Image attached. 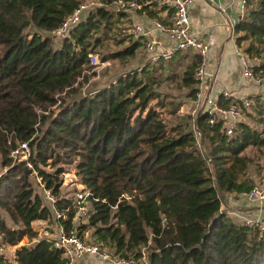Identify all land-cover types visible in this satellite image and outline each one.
<instances>
[{
  "label": "trees",
  "instance_id": "1",
  "mask_svg": "<svg viewBox=\"0 0 264 264\" xmlns=\"http://www.w3.org/2000/svg\"><path fill=\"white\" fill-rule=\"evenodd\" d=\"M247 1L234 33L236 44L261 61L257 73L264 68V0ZM81 2L0 0V246L37 239L15 250L14 263L0 254V264H65L62 252L50 239H38L32 225L56 221V212H65L57 222L67 231L81 237L88 231L92 242L119 256L139 257L145 248L147 264H264V231L222 209L228 194L253 185L247 176L252 158L244 151L264 153V99L256 97L250 107L259 127L240 122L227 135L222 121L211 124L203 112L191 129L169 126L148 67L80 95L95 73L89 55L126 17L107 0L84 13L57 47L54 30ZM139 46L134 40L104 59L134 56ZM199 61L192 55L181 72L188 98L196 91ZM218 100L225 107L240 103ZM23 142L28 159H14L11 151ZM64 164H74L90 191L82 224L72 221V198L61 194ZM32 179L55 198L53 205Z\"/></svg>",
  "mask_w": 264,
  "mask_h": 264
},
{
  "label": "built area",
  "instance_id": "2",
  "mask_svg": "<svg viewBox=\"0 0 264 264\" xmlns=\"http://www.w3.org/2000/svg\"><path fill=\"white\" fill-rule=\"evenodd\" d=\"M105 1L107 0H92L88 3L81 2L54 30L53 34L55 38L60 40L70 38V29L81 20L82 15L93 6L102 5ZM193 1L162 0V4H168L173 9V13L168 20L162 21L159 18H151L149 22H136L132 24V32L136 39L142 41L148 63H156L160 60L168 61L179 51H193L200 57V61L195 66L194 71V78L197 82L196 91L189 103L195 107L196 112L199 109V112L209 114V123L222 121L225 133L230 135L235 131L238 124L243 121L244 111L249 109L253 102L249 96H244L239 99L240 103L231 102L229 106L225 107L219 103L218 98L210 94V81L214 75L207 68L208 46L203 39L197 36L191 27L188 8ZM237 1L240 9V18L242 19L246 13L248 1ZM105 3H109L116 11L122 12H138L146 5L145 3H140L138 0H109V2ZM234 50L239 58L243 78L263 86L264 68L259 69L257 73L254 72V67L261 61L251 59L243 47L237 44ZM89 57L91 65H98L100 63L97 56L90 54ZM221 96L224 99H232L231 93L225 89L221 91ZM193 112L194 120L196 113L195 111ZM22 154L27 160L30 148L26 142L19 144L16 150L11 151V156L14 159L17 156L20 159V155L22 156ZM207 162H210L209 158H207ZM46 193L50 204L53 205L55 198L48 191ZM89 195L90 191L82 185V188L72 197L73 222L78 216L87 218L89 210L87 199ZM240 195L251 201L264 202V182L256 180L249 190L240 193ZM231 210L230 214L237 217L243 225L260 232L264 231V215L261 213L247 215L234 209ZM64 213L56 212L55 218L57 220L64 218ZM47 238L50 239L54 248L62 252L66 259L65 264H73L85 255L97 257L103 261V264H147L148 261L147 253L145 254L143 251L144 248L141 250L139 257H122L116 254L114 250L102 249L98 244L85 239V237H81L74 229L67 231L60 223H57L55 234ZM4 245L8 244H2L0 250H2Z\"/></svg>",
  "mask_w": 264,
  "mask_h": 264
},
{
  "label": "rangeland",
  "instance_id": "3",
  "mask_svg": "<svg viewBox=\"0 0 264 264\" xmlns=\"http://www.w3.org/2000/svg\"><path fill=\"white\" fill-rule=\"evenodd\" d=\"M90 1L92 0H83L84 3H88ZM98 6H93L92 8ZM107 7L111 10H114L113 6L109 5ZM137 13H139V11ZM132 24L133 23H129V20L126 18H122L121 20L119 19L117 23L113 25L111 33L106 38H103L102 42L96 47V50L94 53H92V55L97 56L100 63L98 65H93L94 68L90 72L94 71L95 73L90 77L87 83L84 84L80 95L100 89L112 83L118 77L123 76L126 73L132 71L141 72L142 68L148 67L149 71H151V74L155 78V81L151 86L158 94V99L165 103L167 110H163L164 112H162V116L168 125L172 126L175 124H181L187 129L193 128L192 113L195 111L196 116L200 110L197 109L196 112L195 107L190 105L189 101L191 98L186 96L188 89L187 87L181 85V72L186 62L191 59L192 53L188 52L186 54L187 58L186 62L184 63L174 62V57L168 61L162 60L156 63H148L142 41H140V39H136L132 32ZM134 40L140 43V46L136 49L134 56H130L125 59H118L115 57L104 59V57H108V55L112 52L122 49L123 47L132 43ZM54 41L55 45L58 47L61 40L54 38ZM171 74L172 76H170ZM252 97L253 98L251 100L253 102V99L255 98L254 96ZM242 122L249 124L251 127H259L256 122V115L255 111H253V108L246 109L244 111V119ZM198 146L201 149H204L201 141H199ZM244 153L252 158V162L250 163L247 170V176L251 178L253 182L256 180L259 182H264V153L254 147L246 148ZM15 159L18 160V156ZM20 159L26 160V157H24L22 154V156L20 155ZM73 166L74 164H64L63 167L65 172L60 176L62 180L61 194L71 198L74 197L75 193L82 188L79 177L75 175ZM32 183L34 184L35 191H37L39 195L43 197L45 202L50 204V200L46 191H44L43 188L37 184L35 179H32ZM225 208H227L226 205L225 207H222L223 210H225ZM85 221V218L78 216L74 220V223L82 224ZM32 225L38 231V239L45 237L50 238L56 231L55 222L52 220L33 221ZM84 236L85 239L92 240L88 231L85 232ZM36 240L37 239L30 240L24 237L16 245H4L2 250H0V254L3 255V257L8 262L14 263L15 250L21 245H31ZM143 251L145 254L147 253L145 248ZM73 264H103V261L97 257L85 255L82 258H79Z\"/></svg>",
  "mask_w": 264,
  "mask_h": 264
},
{
  "label": "crops",
  "instance_id": "4",
  "mask_svg": "<svg viewBox=\"0 0 264 264\" xmlns=\"http://www.w3.org/2000/svg\"><path fill=\"white\" fill-rule=\"evenodd\" d=\"M161 1L157 0V5L154 7L150 6L153 1L144 2L149 9L155 11V16L149 15L148 9L139 10V13L136 11L123 13L126 14L125 18L129 20V23L149 22L151 18L167 21L172 15L173 9L168 4H162ZM114 10L116 9L114 8ZM188 11L192 30L208 46L207 68L214 75L210 81V94L218 98L221 91L225 89L231 93L233 100H239L244 96H249L251 99L252 96L264 99V85L260 86L243 78L239 58L235 54L234 26L241 20L238 1L194 0ZM188 52L192 55L195 54L193 51H179L173 56L174 62H186L181 58ZM225 205L227 208L223 211L228 214L232 211L231 209H234L247 215L252 213L264 215V202L251 201L239 193L228 194L222 207ZM54 222L57 229L58 222Z\"/></svg>",
  "mask_w": 264,
  "mask_h": 264
}]
</instances>
